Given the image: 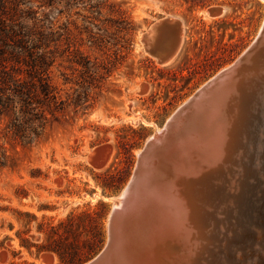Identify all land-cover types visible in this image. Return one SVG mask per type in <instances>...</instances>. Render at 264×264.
Listing matches in <instances>:
<instances>
[{
	"label": "rangeland",
	"instance_id": "1",
	"mask_svg": "<svg viewBox=\"0 0 264 264\" xmlns=\"http://www.w3.org/2000/svg\"><path fill=\"white\" fill-rule=\"evenodd\" d=\"M0 3L12 14L18 5L36 12L31 14L37 18L36 27L52 32L47 35L49 76L64 101L56 120L50 116L41 137L29 144L13 135L7 118H0V264L54 260V264H86L105 246L114 201L128 184L146 141L255 40L264 22V4L259 0ZM213 8L218 14L209 16L207 11ZM172 18L182 24V43L174 50L176 25L160 29L153 37L154 48L175 51L174 57L161 62L143 38L154 24ZM81 57L94 65L88 73L76 63ZM93 73L96 80L90 86ZM245 182L236 174L228 176L209 203L205 229L210 237L203 245L207 262L224 264L222 259L230 255L231 264H264V194L255 192L256 183L245 193ZM249 215L256 219H248ZM239 226L242 235H236Z\"/></svg>",
	"mask_w": 264,
	"mask_h": 264
},
{
	"label": "water",
	"instance_id": "2",
	"mask_svg": "<svg viewBox=\"0 0 264 264\" xmlns=\"http://www.w3.org/2000/svg\"><path fill=\"white\" fill-rule=\"evenodd\" d=\"M259 1L264 4V0ZM209 11L218 14L215 8ZM170 25H176L177 35L181 25L166 19L154 24L143 40L161 62L171 53L157 51L153 37ZM239 169L242 181H247V191L256 183L255 192L262 196L264 22L248 48L202 84L171 114L161 131L153 132L146 141L119 196V206H113L110 213L105 246L86 264H151L149 240L167 230L171 219L170 232L175 220L186 212L181 226L191 229L183 195L193 198L194 212L205 224L218 186ZM252 211L260 215L255 207ZM125 216L132 218L128 227ZM169 247L177 248L176 244Z\"/></svg>",
	"mask_w": 264,
	"mask_h": 264
},
{
	"label": "trees",
	"instance_id": "3",
	"mask_svg": "<svg viewBox=\"0 0 264 264\" xmlns=\"http://www.w3.org/2000/svg\"><path fill=\"white\" fill-rule=\"evenodd\" d=\"M20 6L12 14L0 5V118H7L13 135L29 144L41 137L50 116L56 120L64 101L49 76L52 59L47 35L52 32L37 28V18L31 16L36 12ZM76 63L85 73L94 67L82 57ZM94 74L89 76L90 86L96 80Z\"/></svg>",
	"mask_w": 264,
	"mask_h": 264
},
{
	"label": "bare ground",
	"instance_id": "4",
	"mask_svg": "<svg viewBox=\"0 0 264 264\" xmlns=\"http://www.w3.org/2000/svg\"><path fill=\"white\" fill-rule=\"evenodd\" d=\"M207 13L209 14V16L212 15L210 11H207ZM169 19H171V18H169ZM172 20H173V18H172ZM180 29H181V27H180ZM141 39H142V37H141ZM143 40H144V38H143ZM175 42H176L175 50H177V47L179 48L180 44L182 43V29L179 30L178 34L176 35ZM174 52L175 51L172 50L171 54L172 53L174 54ZM173 54L171 56H173ZM171 60H173V59H171ZM160 131H161V128L156 129V132H154V135H156ZM141 152L138 154V156L141 154ZM241 169H239L238 172L234 173V175L235 174L237 175L239 181L241 180V176H240ZM245 187L244 188L242 187L243 191L246 189ZM242 189H240V190L242 191ZM183 196H184L183 201H184V203H186V206L190 210V211L188 210V212H189L188 218L190 220L189 221V223H190L189 227L191 229H186V228H183V226H181L183 224L182 219H184V218L186 219V216H187L186 212H183V215H181L182 218L175 220V222L172 225V230H171L172 232H170V224L172 221V219H171L170 224H169V228L167 230L161 232L158 237H154V238L149 240V243L152 245L149 246V252H147V254L149 255L148 257L151 258V264H204L203 262L208 264V262H210L209 260L207 262V260L203 259V253H204L203 245L208 241V239L210 237L209 236L210 231L209 230L207 231L205 229L206 227L204 226L205 224H203V220L201 221V218L199 219L198 213L194 212L197 210V208H196V206H194V204H196V203L194 202L193 198L191 196H188V194H186V193ZM119 201H120L119 197L114 201V207L115 208H117L119 206ZM231 203H233V200L231 201ZM125 218L127 220L125 222V226L128 227L130 224V220H132V218H130L129 216H125ZM240 219H242V218H240ZM238 231L239 232H236V235H242L243 234L241 227L238 228ZM236 235H234V236H236ZM237 239H238V236H237ZM170 242L172 245L176 244L177 248H174V249L170 248L169 246L172 247V245H168ZM226 246L227 247L230 246L229 243H227ZM44 257H46L47 259L50 258V256H48V255H44ZM239 257L240 256H238V258ZM222 260H223L224 264H231L233 257L229 255L228 259L224 258ZM54 263H55V260L53 261L52 264H54ZM209 264H212V263L210 262Z\"/></svg>",
	"mask_w": 264,
	"mask_h": 264
}]
</instances>
